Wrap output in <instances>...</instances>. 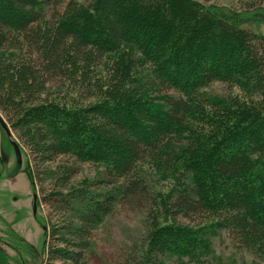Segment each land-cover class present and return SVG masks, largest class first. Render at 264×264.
<instances>
[{
  "label": "trees",
  "instance_id": "obj_1",
  "mask_svg": "<svg viewBox=\"0 0 264 264\" xmlns=\"http://www.w3.org/2000/svg\"><path fill=\"white\" fill-rule=\"evenodd\" d=\"M259 8L248 12L264 22ZM241 12L195 0H0V110L23 130L34 178L62 157L103 164L105 183L125 180L122 198L139 201L147 192L132 177L140 163L160 156L174 177L172 222L154 227L128 264H233L217 254V237L241 263L264 264V36ZM15 38L24 56L3 64ZM125 49L135 72L150 71L146 85L120 76L89 84L86 105L42 100L78 81L79 63ZM215 83L238 93L214 95ZM76 173L68 168L42 199L73 214L62 216L70 235L52 230L47 264H80L120 201L96 190L103 180L69 188Z\"/></svg>",
  "mask_w": 264,
  "mask_h": 264
},
{
  "label": "rangeland",
  "instance_id": "obj_2",
  "mask_svg": "<svg viewBox=\"0 0 264 264\" xmlns=\"http://www.w3.org/2000/svg\"><path fill=\"white\" fill-rule=\"evenodd\" d=\"M195 1L205 5L231 8L233 11H242L244 17L250 18L245 24L246 28L264 36V22H257L252 18L256 14L254 12L256 8L260 7V11L258 9L257 11L264 13V0ZM249 7L255 10L248 12ZM2 55L3 61L7 60L3 64L16 56L22 59L24 47L21 40L15 38ZM132 57L131 51L125 49L120 54L112 56L111 60L104 59L98 62L91 58L85 64L79 63L78 66L85 73V77L82 72H79L78 81L67 84L59 96L52 93L42 96V100L58 99L64 103L86 105L93 97L89 84L101 83L106 86L108 84L105 82H111L113 78L118 80L120 76L134 75L139 79V83L143 81L146 85L150 80L144 75H148L150 71L137 68L135 72L131 64ZM84 67L87 70H83ZM82 77L86 79L82 86L83 91L80 90L82 87L79 83ZM85 89L90 91L87 92ZM209 91L219 96L238 93V90L219 83L213 84ZM101 93L98 91L93 95L94 97L100 96ZM0 115L11 133L9 136L0 126V260L2 264H47L48 250L54 245L50 236L52 230L59 227L63 230L61 233L71 234L73 228L66 227L65 223L69 224L66 219L72 217L73 214L70 211L65 214L55 212L42 200L44 196L48 199L52 189L59 188L60 178L58 176L71 167L75 168L77 173L69 188L89 185L94 187L98 181L103 180L104 187L98 186L96 190L111 194L120 200L113 206L111 214L94 231L90 238L89 249L85 253L86 258L80 264H128L130 254L141 258L154 227L158 228L172 222L170 205L174 177L170 171L163 168L160 156L140 163L132 176L147 189L146 194L139 201L122 198L121 188L125 180L113 182L112 185L105 183L108 179L105 176L106 167L103 164H80L72 158L62 157L54 163L46 164L45 169L51 173L47 172L44 177L35 179L33 176L34 156L29 145L22 138L23 130L12 128L1 110ZM10 141L15 143L20 151L21 166L13 162ZM1 155L4 160H1ZM64 215L70 216L65 218L66 222H63L62 216ZM214 247L222 259L230 258L231 262L235 260L233 264H243L241 263V252L233 250L226 238H215ZM67 263L73 264L70 261ZM57 264L62 263L57 262Z\"/></svg>",
  "mask_w": 264,
  "mask_h": 264
},
{
  "label": "flooded vegetation",
  "instance_id": "obj_3",
  "mask_svg": "<svg viewBox=\"0 0 264 264\" xmlns=\"http://www.w3.org/2000/svg\"><path fill=\"white\" fill-rule=\"evenodd\" d=\"M10 145H11V152L13 153V162L16 163L18 166H21L22 165V162L19 161V159H18V154H17V149L15 147V143H13V142L10 141ZM1 156H2L1 157V160H4L3 155H1ZM5 161H6V159H5Z\"/></svg>",
  "mask_w": 264,
  "mask_h": 264
},
{
  "label": "water",
  "instance_id": "obj_4",
  "mask_svg": "<svg viewBox=\"0 0 264 264\" xmlns=\"http://www.w3.org/2000/svg\"><path fill=\"white\" fill-rule=\"evenodd\" d=\"M0 126L6 131V133H7L9 136L11 135V133H10V131H9V128H8V126H7L6 122H5V120L3 119V117H2L1 115H0ZM15 147H16V149H17L18 159H19V161H21L20 151H19V149H18V147H17L16 144H15Z\"/></svg>",
  "mask_w": 264,
  "mask_h": 264
}]
</instances>
